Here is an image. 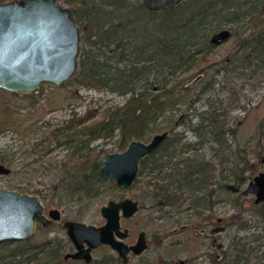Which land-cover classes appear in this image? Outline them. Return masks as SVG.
Listing matches in <instances>:
<instances>
[{
	"label": "trees",
	"instance_id": "obj_1",
	"mask_svg": "<svg viewBox=\"0 0 264 264\" xmlns=\"http://www.w3.org/2000/svg\"><path fill=\"white\" fill-rule=\"evenodd\" d=\"M67 1L73 4L71 12L81 23L80 50L77 70L60 84L104 88L128 94V98L122 104L106 105L101 111L95 107L80 114L74 111L64 122L51 127L48 134L33 142V151L40 144L49 146L52 141L73 146L67 157L54 160L64 165L68 173L54 185L59 186L67 180L75 198L102 196L107 188L115 189L117 182L103 178L99 172L103 150L91 146V139L118 134V146L124 150L134 139L132 137L145 138L160 127L153 125L158 115L175 103L184 102L193 113L191 116L189 111L183 114L182 121L193 129L198 139L184 140L182 133L174 131L176 122L168 117L166 125L171 130L155 151L142 158L134 186L148 185L150 189L147 187L142 191L158 209L164 207L168 217L178 214L174 221L181 222L182 212L187 213V221L210 217L211 211L207 212L205 208L212 210L215 202L221 200L217 195L222 190L240 189L246 179L253 177L256 166L250 163L249 153L255 151L262 155L263 149L257 150L255 144H247V141L238 142L234 148L233 139L238 137L245 116L234 124L229 122L230 113L225 105L220 109L219 105L198 109L194 102L203 97L214 83L215 72L221 69L234 73L254 64L256 71L264 70V0H183L160 10H148L142 0ZM225 26L231 29L234 49L226 56L212 60L210 54L218 43L212 42L210 37ZM211 67H214L212 73ZM201 74L195 85L189 82ZM207 102L214 104L211 99ZM5 112L12 117L9 107ZM194 114L198 115L196 121L192 118ZM260 122L261 136L256 141L262 146L264 118ZM14 123L11 121L10 124ZM32 125L27 122L23 127L33 129ZM209 140L217 158L207 159L189 151L198 150ZM43 156L39 155L35 160L43 161ZM10 158L3 154L0 162ZM218 171H222L221 180L217 177ZM37 190L40 196L50 197L42 189ZM186 201L189 206L184 207ZM258 203L264 216V201ZM164 228L160 226L155 230L154 237L159 243L163 240ZM16 242L11 260L2 264H29L31 260H35V264L59 263V250L48 241L43 243L42 249L38 243L29 245L30 240ZM221 252H210L208 263L232 264L228 250ZM23 254V259L17 257ZM110 258L85 264H116V259ZM242 258L245 263L240 261ZM187 261L172 259L168 264H190ZM234 262H251L245 246L237 250Z\"/></svg>",
	"mask_w": 264,
	"mask_h": 264
},
{
	"label": "rangeland",
	"instance_id": "obj_2",
	"mask_svg": "<svg viewBox=\"0 0 264 264\" xmlns=\"http://www.w3.org/2000/svg\"><path fill=\"white\" fill-rule=\"evenodd\" d=\"M57 2L70 9L73 6L67 0H57ZM73 17L76 20L77 15L73 14ZM77 23L81 28V23L79 21ZM233 49L234 37L230 35L226 40L215 45L214 51L210 54L211 59L216 60L224 57ZM253 67H255L254 64L244 69H238L234 73L226 72L223 69L215 72L214 83L194 104L198 109L206 108L207 105H209L208 107L219 105L220 109L222 105H225L230 113L229 122L232 121L234 124L237 119L245 116L238 137L233 139L234 148L237 147L238 142L243 144L246 141L247 144H255L257 150L262 147V155L255 154V151L249 153L250 163H254L256 166L253 172L255 174L264 169V160L261 161L264 157V137L262 146L256 141L261 136L260 121L264 118V70L259 68L256 71ZM209 71L214 72V67H211ZM201 76L202 74L189 82L195 85ZM127 98L128 94H121L113 90L82 85L76 87L72 83L61 85L49 80L41 82L35 90L26 92L12 91L0 86V156L10 155V160L7 159L2 163L12 167L10 172L0 173V187L12 188L29 194L37 193L46 209L52 205L58 206L63 211L62 216L76 217L93 223L105 221L100 209L109 198L116 199L126 195L138 198L140 204L145 203V206H141L132 217L123 218L122 224L124 227L130 228L128 242L135 241L139 231L145 230L149 246L140 254L131 255L128 264H168L169 260L179 258L187 259L190 264H210L208 263L209 253L215 251L222 254L221 250L223 249L228 250L231 255L229 262L238 264L234 262V258L241 246H245L249 254L251 261L249 264H264V216L260 212L261 205L254 201L252 195L242 197L239 194L241 188L250 178L241 184L240 189L222 190L217 195L221 200L215 202L212 210L205 208L207 212L211 211L210 217L194 218L187 221L185 216L187 213L182 212L181 215L183 214L184 217L181 222L173 219L179 217L178 214L168 217L164 207L162 210L158 209L154 205V201L145 195L142 189L145 190L149 187L148 185L143 187L133 185L126 190L119 186L113 190L107 188L102 196L88 197L84 195L83 198L74 197L72 186L67 183V180L59 183V186L54 185L55 182L61 181L68 174L67 168L58 161L56 164L54 160L67 157L71 154L73 146L68 147L64 143L58 144V142L52 141L47 147L40 144L36 151L39 148L42 149L36 152L31 150L33 142L38 140V137L48 134L51 127L64 122L74 111L80 114L90 107L98 108L101 111L106 105L122 104ZM210 99L214 103L213 105L207 102ZM186 105L184 102H177L172 106L173 108L170 107L158 115L159 117L153 125L157 124L160 127L140 139L149 140L156 131L166 128L171 130V127L166 125L167 122L169 123L168 117H170L169 119L173 118L176 122L174 131L182 133L184 140L198 139V135L193 129L182 121L183 114L189 111L191 116L193 113L192 108ZM6 107L11 109L12 117H9L5 112ZM192 118L193 121H196L198 115L194 114ZM11 121L15 122L14 125L10 124ZM27 122L33 123V129L25 130L23 126ZM118 137V134L110 138L94 137L91 139L90 145L95 146L96 150H103L102 154L107 151L113 152L121 149L118 146ZM210 142V140L205 141L198 150L189 151L202 154L207 159H215L217 156L213 154ZM39 155H44L42 157L44 162L41 159L35 160ZM50 160L53 161V164L48 163ZM221 174L222 171H218L217 177L220 180ZM70 182L72 181L70 180ZM37 189L47 192L50 197L40 196L39 192H36ZM183 206H189V203L186 201ZM184 225L188 227L183 228ZM160 226L165 227L162 231L164 237L161 243L157 242L154 237L156 228ZM57 233L61 235L65 233L60 222H54L49 227L39 226L28 244L41 242ZM16 246V240L0 242L1 264L11 260L12 249ZM108 253L114 254V251L110 247H100L93 254L97 259ZM17 257L23 259L24 254ZM240 261L246 262L243 258ZM29 264H35V260H31Z\"/></svg>",
	"mask_w": 264,
	"mask_h": 264
},
{
	"label": "water",
	"instance_id": "obj_3",
	"mask_svg": "<svg viewBox=\"0 0 264 264\" xmlns=\"http://www.w3.org/2000/svg\"><path fill=\"white\" fill-rule=\"evenodd\" d=\"M148 10L171 8L183 0H142ZM231 35L230 27L216 30L212 42H222ZM80 28L71 9L57 0H9L0 2V86L12 91H32L43 81H67L77 70L80 50ZM169 134V128L156 131L149 140H130L124 150L103 154L99 172L103 178L117 182L126 190L139 176L140 162L156 150ZM11 166L0 162V173ZM239 194L252 195L254 201H264V169L253 174ZM38 196L0 187V242L31 238L37 222L50 223V217L60 218L58 207H52L47 217ZM140 208L139 199L126 195L109 198L100 209L105 221L94 224L79 219H65L64 226L76 250L66 256L91 261L92 250L109 244L124 262L128 253L140 254L148 248L145 230L128 242L129 227L121 219L131 217Z\"/></svg>",
	"mask_w": 264,
	"mask_h": 264
},
{
	"label": "flooded vegetation",
	"instance_id": "obj_4",
	"mask_svg": "<svg viewBox=\"0 0 264 264\" xmlns=\"http://www.w3.org/2000/svg\"><path fill=\"white\" fill-rule=\"evenodd\" d=\"M134 185V184H133ZM35 195V194H34ZM250 196V195H249ZM38 198H39V196H38ZM40 199V198H39ZM40 201H42L41 199H40ZM42 203H43V201H42ZM43 206H44V203H43ZM52 207H58V206H54V205H52ZM52 207H48V209H46V206H44V208H43V212L45 213V215L47 216V217H49V215H48V212H49V210L52 208ZM140 207H141V204H140ZM59 208V210H60V218H52V217H50L51 218V222L50 223H48V224H45V223H41V222H37V225H36V231H37V229H38V227L39 226H44V227H49V226H51V225H53V223L54 222H60V224H61V227H63V229H65V233H64V235H61V234H59V233H57V234H54L53 236H49V237H47L46 239H43L41 242H38V244H40V247H41V249L44 247V242L45 241H48L50 244H52V246H55L56 247V249H58L59 250V263L58 264H72L73 262H80V263H82V264H85V263H89V262H92V261H94V260H100V258H95L94 257V251L95 250H97V248H100V247H106V248H108V247H110L113 251H114V254H112V253H108L107 255H104L102 258H104V259H106L107 261L108 260H110L111 258L110 257H114L115 259H116V264H128L129 262H130V259H131V255H137V254H135L133 251H129V253H128V256H129V261L126 263V262H124V260H123V257L122 256H120L119 255V253L115 250V249H113L112 248V246H110L109 244H100V245H98L96 248H93V250H92V260L91 261H87L86 262V260L84 259V258H74V257H72V256H66V254L67 253H71V252H74L75 250H76V248H75V246H74V243H73V241L71 240V238L68 236V233H67V228L64 226V220L65 219H68V218H70V219H74V218H76V217H74V218H72V217H66V216H62L63 215V211H62V209L60 208V207H58ZM132 217V216H131ZM123 218H125V217H123ZM122 218V219H123ZM127 218H129V217H127ZM126 218V219H127ZM76 219H79V218H76ZM122 219H121V222H122ZM79 220H81V219H79ZM82 221H84V220H82ZM86 221V220H85ZM84 221V222H85ZM88 222V221H87ZM91 223H93V222H91ZM94 224H99V223H94ZM185 227H188L187 225H184L183 226V228H185ZM35 231V232H36ZM130 234V228H129V233H128V237L130 236L129 235ZM34 235V234H33ZM32 235V236H33ZM128 237L126 238V240L128 241ZM32 238V237H31ZM24 240H30V238H28V239H24ZM130 242H133V241H130ZM44 252V249L42 250V252H40V253H43ZM44 263V262H43ZM45 264V263H44ZM108 264H113V263H109L108 262Z\"/></svg>",
	"mask_w": 264,
	"mask_h": 264
}]
</instances>
